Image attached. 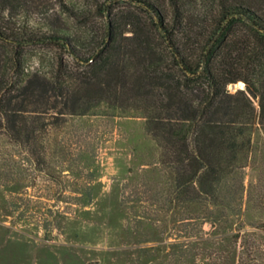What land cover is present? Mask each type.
<instances>
[{
	"label": "trees",
	"instance_id": "obj_1",
	"mask_svg": "<svg viewBox=\"0 0 264 264\" xmlns=\"http://www.w3.org/2000/svg\"><path fill=\"white\" fill-rule=\"evenodd\" d=\"M211 2L203 12L201 0H60L63 23L33 27L0 0V136L34 157L68 116L137 112L159 150L172 215L180 204L212 209L192 218L209 234L171 248L258 264L264 225L232 219L250 213L244 171L264 144V0ZM238 82L245 89L229 93Z\"/></svg>",
	"mask_w": 264,
	"mask_h": 264
},
{
	"label": "rangeland",
	"instance_id": "obj_2",
	"mask_svg": "<svg viewBox=\"0 0 264 264\" xmlns=\"http://www.w3.org/2000/svg\"><path fill=\"white\" fill-rule=\"evenodd\" d=\"M201 1L203 12L215 9L211 0ZM12 5L18 25L63 23L60 0ZM127 8L117 3L118 10ZM236 84L235 90L243 87ZM231 86L228 92L235 93ZM263 147L260 142L255 169L244 171L245 189L252 183L250 213L231 218L234 224L264 225ZM169 194L159 150L137 112L101 107L68 116L48 128L34 157L0 136V264H225L218 253L171 248L209 234L208 222L192 218L212 209L180 204L172 215ZM224 195L229 198L226 190ZM243 197L245 204L246 190ZM255 257L264 264V249Z\"/></svg>",
	"mask_w": 264,
	"mask_h": 264
},
{
	"label": "water",
	"instance_id": "obj_3",
	"mask_svg": "<svg viewBox=\"0 0 264 264\" xmlns=\"http://www.w3.org/2000/svg\"><path fill=\"white\" fill-rule=\"evenodd\" d=\"M241 83H242V82H241ZM242 84H243V87H242V88H239V89H237V90H235L236 87H237V84H232V86H231V90H232V91L235 90V92L238 91V90H244V89H245V85H244V83H242Z\"/></svg>",
	"mask_w": 264,
	"mask_h": 264
}]
</instances>
